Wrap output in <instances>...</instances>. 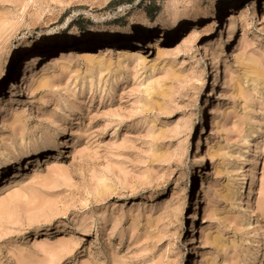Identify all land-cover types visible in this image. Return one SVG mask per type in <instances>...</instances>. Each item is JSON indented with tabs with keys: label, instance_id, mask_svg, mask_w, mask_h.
Segmentation results:
<instances>
[{
	"label": "rangeland",
	"instance_id": "1",
	"mask_svg": "<svg viewBox=\"0 0 264 264\" xmlns=\"http://www.w3.org/2000/svg\"><path fill=\"white\" fill-rule=\"evenodd\" d=\"M0 105V264H264V0H0Z\"/></svg>",
	"mask_w": 264,
	"mask_h": 264
},
{
	"label": "bare ground",
	"instance_id": "2",
	"mask_svg": "<svg viewBox=\"0 0 264 264\" xmlns=\"http://www.w3.org/2000/svg\"><path fill=\"white\" fill-rule=\"evenodd\" d=\"M32 1V0H31ZM223 2L225 3H228V2H234L235 0H222ZM233 7V4L231 6V10L234 11V7ZM220 13V12H219ZM219 16L218 14L215 15V17ZM227 17V21H229V23H233L236 21V17L237 16H233L232 14H227L226 15ZM191 23H193L192 21H190ZM18 25L17 22L15 23H10V24H7L6 26L8 28H15L16 26ZM215 25V24H214ZM230 26H228V29H229ZM160 28V27H159ZM233 30V29H232ZM232 30L230 32H232ZM173 32V28H170L168 30H165V31H162L161 34L156 37V38H150V40L148 39L147 41H145V45L146 47L149 49H156L161 53H164L166 52L165 49L166 47L162 45V42L164 41V38H167V37H170L171 34ZM146 32L144 33H139L138 36L136 37H124V38H116V37H113V36H109V35H102V34H99L98 32H93L91 33L90 35L89 34H86V35H77L75 37H71V36H64V37H61V40L59 41H54L53 44H42L41 45V48L42 50H40V53L36 52V53H32L34 54L33 56H31L28 60H26L24 62V64L22 65V68H21V75L20 77L22 76V80L18 79V81H15V80H12L10 81V88H11V92L14 91L15 88H18L19 87V84H21V86H23L25 83H26V80L28 79V77L30 76V74L33 73L34 71V66L41 60V52L44 51V50H48L50 49V47L52 46H56V45H63L65 43H70V42H74V41H79V42H95V41H100V42H105V43H109V44H117V42H121L122 45H123V48H120L118 49L117 52H119L120 54H122V57L123 56H128L129 54H133V51H130L128 48L131 47V46H135V45H140L141 42L143 41V39L146 37L145 35ZM230 34V33H229ZM51 41V40H49ZM108 44V45H109ZM117 46V45H116ZM114 48V47H112ZM110 49V48H108ZM107 50V49H106ZM108 51V50H107ZM106 52V51H105ZM109 52V51H108ZM107 52V53H108ZM159 54V53H158ZM133 55H136V54H133ZM132 55V56H133ZM120 56V55H119ZM125 58V57H124ZM126 59V58H125ZM127 60V59H126ZM20 88V87H19ZM2 105H0V108H1ZM64 142L63 140L61 141H58L55 145V147L57 145H63ZM54 147V148H55ZM23 149V148H22ZM53 149V148H52ZM36 151V150H35ZM20 153L22 154L23 151H20V152H17L16 150L14 149H9V150H6L4 152H2L0 154V168L5 166V165H8L9 163H11L17 156L20 155ZM40 162V161H39ZM38 162V166H36L34 168V170L32 171V173L30 174L32 177H38V174L40 175V172H39V166H40V163ZM42 162V161H41ZM50 164L51 162H45V165L47 167H50ZM44 167V166H43ZM257 174V173H256ZM19 176H17V174L9 181L6 182V184H4V188L8 189V187H10V185L13 186L14 183H16V179L18 178ZM242 183V182H241ZM242 186V185H241ZM240 186V187H241ZM3 188V190H4ZM84 219V218H83ZM86 221V220H85ZM82 224V223H81ZM86 224V222H85ZM256 258V257H255ZM254 258V259H255Z\"/></svg>",
	"mask_w": 264,
	"mask_h": 264
}]
</instances>
